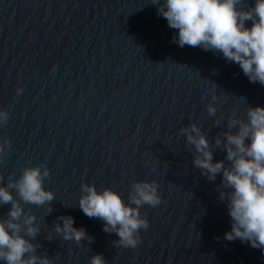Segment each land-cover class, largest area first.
Returning a JSON list of instances; mask_svg holds the SVG:
<instances>
[{
  "label": "water",
  "instance_id": "1",
  "mask_svg": "<svg viewBox=\"0 0 264 264\" xmlns=\"http://www.w3.org/2000/svg\"><path fill=\"white\" fill-rule=\"evenodd\" d=\"M175 31L151 0H0V109L9 113L0 142L10 141L0 184L43 165L54 193L45 205L20 201L39 227L33 255L51 264H89L98 253L106 264H264L261 249L224 239L230 217L220 191L228 189L221 174L208 180L194 166L181 132L196 124L227 166L215 139L237 131L230 116L246 121L248 107L264 106V85L219 53L178 46ZM139 181L156 182L161 203L140 207L149 226L135 248L117 246L116 233L79 208L80 185L111 188L127 203ZM10 207L0 205V220ZM68 215L91 239L55 231Z\"/></svg>",
  "mask_w": 264,
  "mask_h": 264
},
{
  "label": "clouds",
  "instance_id": "2",
  "mask_svg": "<svg viewBox=\"0 0 264 264\" xmlns=\"http://www.w3.org/2000/svg\"><path fill=\"white\" fill-rule=\"evenodd\" d=\"M151 3L156 5L158 15L166 19L168 27L176 30L172 40L178 46L187 44L219 53L227 62L237 64L249 82L264 85V0H254L247 8L242 7L244 0H151ZM22 92L23 88L17 87V95ZM211 100H217L215 92H211ZM216 111L212 103L207 105L209 115L214 116ZM246 116V121L230 116L227 127L237 131L222 133L223 141L215 139L217 146L223 144L225 159L230 162L227 166L224 160H213L209 142L196 124L182 128L181 132L197 153L192 161L194 166L208 180L221 174V184L228 189L220 191L230 217V230L224 233V239H239L264 251V106L248 107ZM8 119L9 113L0 109V126ZM9 145L7 139L0 142V154ZM48 176L46 166L25 167L18 179L0 184V205L11 204L9 219L0 220L2 264H51L47 257L32 254L36 245L29 238L39 232V227L34 215H25L20 202L40 206L53 200L54 193L43 186ZM13 189L19 201L13 197ZM80 193L78 204L83 213L100 218L104 222L103 231L115 232L119 237L115 244L125 248H135L141 240L139 230L149 226L140 207L161 203L154 181L134 183L127 203L111 188L98 191L89 183H81ZM58 219L62 224L57 223L55 231L65 240L78 243L91 239L83 227L73 226L72 216ZM89 264H106V260L98 253L90 257Z\"/></svg>",
  "mask_w": 264,
  "mask_h": 264
}]
</instances>
